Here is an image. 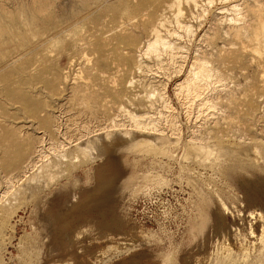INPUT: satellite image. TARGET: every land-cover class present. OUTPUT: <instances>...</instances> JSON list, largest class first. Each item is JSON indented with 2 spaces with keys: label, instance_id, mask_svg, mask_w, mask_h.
Listing matches in <instances>:
<instances>
[{
  "label": "rangeland",
  "instance_id": "rangeland-1",
  "mask_svg": "<svg viewBox=\"0 0 264 264\" xmlns=\"http://www.w3.org/2000/svg\"><path fill=\"white\" fill-rule=\"evenodd\" d=\"M159 1L156 9L170 2ZM221 1L213 0L208 12L199 11L207 19L189 47L191 53L205 51L210 66L222 74V83L204 92L210 105L202 106L194 101L187 112L182 108L172 89L173 83L183 75L169 82L165 90L177 114L176 122L181 125L179 143L169 142L160 147L154 142L150 151L142 145H130L129 149L114 147L104 157L95 155L94 160H86L79 155L72 166L67 163L62 174L56 175L44 190L30 200L21 199L9 227L0 233L1 264H210L211 251L222 241V236L229 238L236 251L255 242L246 229L249 222L256 221L254 229L258 233L260 221L246 215L255 211L264 214V87L260 85L263 69L262 62L249 48L238 59L234 54L241 46L250 47L252 43L225 35L227 26L216 24L215 19L220 16L218 9H228L241 0ZM242 1L248 6L259 1L257 8L264 7L260 3L264 0ZM138 2L0 0V151L2 147L5 151V156L0 154V163L12 154L11 146L16 142L11 136H15L16 129L25 121L24 107L38 110L41 106L45 113L40 118L48 116L65 121L71 117L68 123L73 124L81 115L100 128L109 122L104 117H109L106 112L109 109L103 104L108 98H102L113 95L112 81L123 84L127 78L119 70H96L101 60L95 51L96 44L107 51L108 38L115 33L114 18L121 9ZM151 9H145L144 13H150ZM247 17L249 23L254 20ZM204 31L209 33L206 40L214 37L211 47L207 48L202 38ZM254 58L258 61L254 62ZM164 83L160 79L150 87L148 81L134 76L132 86L121 89L127 98L142 97L154 89L157 92L154 106L150 109L148 103L142 107L125 103V108L138 115L162 111L158 94ZM26 121L33 124L26 131L28 135L38 138L37 133L42 131L40 121ZM194 127H200V135L188 140ZM113 132L109 141L120 140ZM123 138L129 143L133 135ZM193 141L204 148L219 146L227 150L226 154L223 151L222 159L217 158L216 152L212 156L198 154L191 148ZM255 149L260 152L258 159L252 156ZM220 203H224L226 211ZM262 242L258 248L264 250ZM236 253L234 264H252L253 256L243 262L240 259L243 252Z\"/></svg>",
  "mask_w": 264,
  "mask_h": 264
},
{
  "label": "bare ground",
  "instance_id": "bare-ground-1",
  "mask_svg": "<svg viewBox=\"0 0 264 264\" xmlns=\"http://www.w3.org/2000/svg\"><path fill=\"white\" fill-rule=\"evenodd\" d=\"M138 1L139 2L136 4L127 5L126 7L121 9L122 11H120L118 16H116L114 18V21L116 22L114 25L115 33L112 32L113 35L110 34L111 37L108 38L107 51L104 50L103 46L101 47L99 44H96V50L95 51H96V54L101 59L97 63V69L96 70L97 71H104V70L106 71V70L115 69V70H117V72L119 70L120 73L121 74L123 73V75L127 78V79H125L123 84H117L115 82L116 80L112 81L111 86H110V87H112V89H110V91L112 92L113 95H108L106 97L104 96L102 98V100L104 98H106V99L108 98V100L103 101L104 102L103 104L106 105L105 107L106 108L108 107V109H109V111L106 110V112L109 113V117L104 116L105 118H107V120H109V122L107 121L108 123H104V127L102 126L100 128L99 126H96L95 124H93L94 122H92L91 120H88L86 118H83L82 115L79 119L77 118L78 120L76 121L77 122L76 124H73V122H71V121H70V123H71L70 124L68 122L71 119V117H69L70 118L69 120H65V121H61L57 118H56V120H53L52 118H50L48 116L40 118L43 115L42 113H45V110H44L45 108L43 109L41 106H40V108H38V110L33 109V108L27 109L26 107H24L22 109L24 111V115H26V114L27 115L24 117V119H25L24 123H22L16 129V133L14 132V130L12 131L13 134L15 133V136H11V137H14V141L16 142L15 146H13V147L11 146V149L13 150L12 154L6 158L8 160L5 159L6 160L5 162L0 163V233L2 232L3 229H5L6 227H9L10 218L13 215H15L17 209L20 208L19 205L21 204L20 203V201H22L21 199L24 198L25 200H30L35 193L44 190L47 187V184L49 182H52L56 175H60V173L62 174L63 167L67 163H69V165L72 166V164H74V162L78 159L79 155L82 158L84 157L86 160H92L93 156H95V155L100 156V158L106 156L109 153V151L112 150V148H113V150L116 149L114 147H117V148L118 147H124V148L128 147V149H129L130 145L133 147L134 146L139 147V145H142V146L147 147L150 151V150H153L152 149L153 146L151 148L150 144L155 145V143H157V142L159 143V141H160V144L158 145V143H157V145H155V146H160V145L164 146L165 144H168L169 142H171L173 145L178 144L179 143L178 141L181 137V129H180L181 125L179 124L180 126H178V124L176 122L177 114H175L176 112H175V109L173 108V105L170 101L171 99L169 98V96L165 92L167 84L169 82H172L174 78H177V77L183 75V78L178 79L173 83V89L172 90H173V94H174L175 98L177 99L178 103H180V105L182 106V108L185 109L186 112L191 107H193L192 104L194 103V101L195 102L199 101L200 104L199 103L198 104L202 105V106H209L210 105V101L206 98V96L205 97L203 96L204 92L209 87L215 86V84H216V86L219 85L217 83H220L222 81V76H221L222 74L219 72L220 70L217 71V69L212 67V65L210 66V63H209L208 59L206 58L207 53L205 51H201V49H199V50H196L193 53H191L189 47L197 39L199 32L201 31V29L203 27V23L205 22L206 17L203 14L200 15L201 14L200 12H208L212 6L213 0H170V2H168V3L166 2V4H164V5L160 4V5H162V7L160 6L161 8L159 7V9H156L157 6H159V4L156 5L158 2H160L159 0H138ZM224 1L227 2L229 0H224ZM241 1H240V4H239V2L236 4H233L228 9L226 7H225L226 9H218L217 16L218 15H220V16L218 18L216 17V19L214 18L217 22V23L216 22L215 23L217 25H219L220 27H222L221 25H223V24L227 26V28H226L227 30L226 29L224 30L225 35L226 34H227V36L230 35L231 38L233 37V39H235V40L236 39L241 40V38H243V39L248 41L247 43H250V44L252 43V46H250V47H248L247 45L241 46V48H239L240 50H237L238 52L235 51L234 54L238 59V57H240L241 53L245 52L246 49L249 48V52H251V54H253L254 56L257 55L258 59L260 60L259 62H262V64H260V67H262V69H263V71L261 73L262 75L260 77V82H261L260 85H262L264 87V43H263V39L261 40V38H264V9H263L264 7H262V8L260 7L261 9L257 8L258 6H256L257 5L256 0H255L256 2H254V0H253V2L255 4H253V5L251 4L252 5V6L250 5L251 7L246 5V3H244L243 1H242L243 3H241ZM132 2L134 3V1H132ZM226 2H224V3H226ZM248 2H250V1H248ZM260 3H264V1L260 2ZM124 4H125V2H124ZM184 5L186 6V8L182 7ZM259 5H262V4H259ZM154 6H156V7L154 8ZM147 8H148V11H149V8L150 9L154 8V9L153 10L151 9L152 11L150 13H146V12L144 13V11H146ZM94 13H95V10H94ZM225 13H227V15H229V13H230L231 16L229 15L230 17H228L227 15H225ZM199 15H200V17H199ZM249 15H250V17H247ZM93 16H94V14H93ZM246 17L247 18L253 17L254 20L252 19L253 21H251L249 23V21H247ZM216 33H214L213 35H215ZM207 35H209V33L207 34V32L204 31V37H202V38H205L203 40L207 44L206 47L208 48V47L212 46L213 43H211V42H213L212 40H214V39H212V38H214V37L212 36V38H210V40L208 38L206 40ZM100 39H102V38H100ZM199 39H200V37H199ZM199 39H198V41H199ZM103 41H100V42L103 43ZM45 42H47V40ZM208 42H210L211 44ZM231 46L233 47V45H231ZM94 48H95V46H94ZM197 48H199V47H197ZM229 48H231V47H229ZM218 49H219V47H218ZM218 52H220V51H218ZM83 57H85V56H83ZM218 59H220V58H218ZM254 59H256V58H254ZM258 59H256L254 62L258 61ZM4 67H6V66H4ZM257 67H259V65ZM221 68H223V67H221ZM232 69H234V68H232ZM15 70H17V69H15ZM19 70H23V69L20 68ZM245 71L246 70H244V72ZM120 73H118V74H120ZM104 76H106V75H104ZM134 76L148 81L150 87H154V86H152L153 85L152 83L160 82V79H164L165 83H164L162 92L160 94H158L159 100L161 101L162 108H163L162 111L159 110L153 114H147L146 113L143 115H138V114L133 113V112H131L125 108V106H124L125 103H131L132 105L137 104L141 107L144 106L145 103H148L147 105L150 109H152L154 106L153 99L155 98V95H157V92H155L153 88H152L153 90L150 93H148V95H143L142 97H139V96L133 97L135 95L132 94L133 98H127V96L125 95L126 92L123 91L121 89V87L123 86L126 89V88H129L130 86H132V84L134 83ZM25 79H26V77H25ZM39 79H41V78H39ZM107 81H108V79H107ZM109 82L110 81H108V83ZM244 82H246V81H244ZM129 90H131V89H129ZM129 90H127V91H129ZM122 91H123V93H122ZM215 92H216V90H215ZM6 94H7V92H6ZM249 95H251V94H249ZM56 96H54V97H56ZM59 97H61V96H59ZM48 98H49V96H48ZM261 99L262 98L260 97V100ZM214 102H216V101H214ZM223 102H224V100H223ZM108 105H110V106H108ZM202 106H200V107H202ZM214 112H215V110H214ZM12 114H14V113H12ZM52 115H53V112H52ZM28 119H33L34 121L39 120L40 124L42 125V128L40 127L42 129V131L37 133L39 135V137L36 139H35V137L34 138L30 137L31 135L29 136L28 132H26L29 128H31L33 126L31 121H26ZM259 120H261V119H259ZM73 121H74V119H73ZM249 122H250V120H249ZM18 124H20V123H18ZM200 127H202V126H200ZM200 127H194L195 131L190 130L191 132L189 134H190L191 139H188V140H193L194 135L199 134ZM186 128H188V127H186ZM259 128H260V126H259ZM201 130H203V129H201ZM4 131H6V130H4ZM111 131L112 132L114 131L113 133H115L117 135V137H119L120 140L117 139V141H112V142L109 141ZM205 131H206V129H205ZM218 131H219V129H218ZM222 132L224 133V130ZM259 132H261V131H259ZM131 134L133 135V140L130 139L131 141H129V143H130L129 144L128 141H124L125 139L123 137L124 136L126 137V136L131 135ZM7 136H9V135H7ZM216 137H218V136H216ZM137 138L140 139V141H134V139L137 140ZM244 139H246V138H244ZM1 140H3V139H1ZM195 142H196V140H195ZM195 142L194 143L190 142L192 144V145L191 144L190 145L192 146L191 147L192 150L194 152H198V154L201 153V155L204 154V156H206V155L212 156V154L216 152V154L218 155V157L217 156L216 157L221 158V159H222L221 156H223V153L225 152V154H226L227 150L225 149L226 151H224L223 150L224 148L223 149L219 148V146H218V148L217 147H211V146L204 148V147L198 146V143H195ZM2 143H3V141H2ZM259 147L262 148V146H259ZM5 150H6V148H5ZM144 150H145V148H144ZM4 152L5 151L3 150V147H2L0 154L5 156ZM151 152H153V151H151ZM162 152H164V151H162ZM243 152H242V156L245 155V154H243ZM262 152H264V147H263ZM229 153H231V152H229ZM259 153L260 152H258V150L255 149V150H253L252 156L255 157V159H258ZM226 156H228V155H226ZM230 157H231V155H230ZM249 157H251V156H249ZM3 158H5V157H3ZM0 161H1V159H0ZM220 204H222V203H220ZM222 205H223L222 208L226 211L227 208L224 206V203ZM228 212H230V210ZM238 215H240V214L238 213ZM246 216L250 217L252 219L255 218V220L257 218L258 221H260L258 233L254 229V225H255L256 221L253 222L254 224L252 222L248 221L249 222L248 223V229H246V230H248V235L250 236V238H254L255 242H251V246L249 248H246L247 246L245 248H244V246H241V248H238V251H236L235 250L236 248H234L233 245L229 242V238L227 239L225 236L223 237L221 235L222 241L217 242V244H215V248H213L211 251L212 253L209 257L210 259L208 258L210 260V264H234V263H236L235 261L237 259L236 258L234 260V254L236 252H243L242 254L240 253L242 255V258H240V259H243V262L247 261L249 256H253L252 264H264V250H263V248H258L259 243L264 240V214L261 212L255 211V212H249L248 215H246ZM33 230H34V228H33ZM235 230H236V232L239 231L238 229H234V231ZM248 235H247V237H248ZM0 264H1V262H0Z\"/></svg>",
  "mask_w": 264,
  "mask_h": 264
}]
</instances>
